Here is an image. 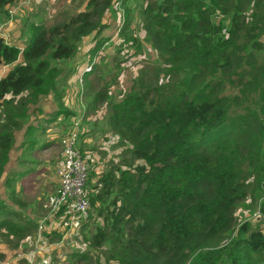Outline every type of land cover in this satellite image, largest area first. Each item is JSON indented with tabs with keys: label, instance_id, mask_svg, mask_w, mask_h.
I'll list each match as a JSON object with an SVG mask.
<instances>
[{
	"label": "trees",
	"instance_id": "obj_1",
	"mask_svg": "<svg viewBox=\"0 0 264 264\" xmlns=\"http://www.w3.org/2000/svg\"><path fill=\"white\" fill-rule=\"evenodd\" d=\"M17 1L0 0V13ZM131 1L159 56L153 77L163 72L179 78L165 91L150 87V77L141 74L114 101L108 88H97L98 82L92 85L84 75L81 85L87 95L93 92V102L109 97L107 126L129 155L128 161L97 172L85 158L86 131L79 126L77 146L88 164L91 210L79 228L96 220L86 242L105 253L98 264H264L263 222L239 224L234 215L253 176L262 175L264 183V120L258 122L264 115V0ZM111 2L89 0L87 10L59 25L32 24L22 47L0 34V181L12 161L13 130L21 116L57 89V63L70 58L94 30L96 10L90 9L97 3L109 8ZM250 48L260 49L259 63L247 62L258 57ZM231 62L244 64L243 70L250 65L256 110L248 108L246 115L231 108L226 94L233 84L227 73ZM4 66L11 67L1 75ZM53 115L68 120L63 133L79 120L69 121L75 115L69 109L57 107ZM31 130L28 125L22 135L31 136ZM36 143L23 140L22 146ZM54 145L40 142L36 152ZM26 171L4 179L7 198L23 207L15 181ZM6 204L0 195V242L35 236L40 221ZM259 210L264 215V199ZM57 228L44 236L60 239Z\"/></svg>",
	"mask_w": 264,
	"mask_h": 264
},
{
	"label": "rangeland",
	"instance_id": "obj_2",
	"mask_svg": "<svg viewBox=\"0 0 264 264\" xmlns=\"http://www.w3.org/2000/svg\"><path fill=\"white\" fill-rule=\"evenodd\" d=\"M88 2L89 0H18L6 6L0 13V34L7 42L22 47L32 34V24L42 23L46 26L62 24L70 15L87 10ZM127 5L128 11L125 8ZM138 8L131 0L124 2L112 0L109 8L98 7L97 3L96 7L90 9L96 10L92 16L94 30L78 43L77 50L70 58L57 63L60 73L57 89L42 98L39 101L41 104L33 111L21 116L19 127L13 130L15 136L11 152L12 161L0 181L1 199L3 198L6 205L16 209L22 216L30 215L38 222L46 219L35 236L11 243L0 242V264H98L104 260L105 253L92 249L85 238V235L91 233L96 220L92 219L87 227L79 228L81 221L69 226L63 211L54 213L53 216L48 215L47 197L58 187L57 168L60 167L62 160L60 140L67 127L65 123H68L67 119L65 122L58 121L53 113L57 107L69 109L75 114L68 118L69 121L72 117L79 118V126L86 131L85 158L89 161L90 167L94 166L97 172L104 171L111 164L118 165L129 160L128 152L124 151L125 147L119 145L118 139L107 126L108 110L104 105L109 97L103 102H93V92L90 91L87 95L84 85L82 88L81 84H85L84 75H88L92 78L90 80L92 85L98 82L97 88L100 87L101 90L108 88L113 100L116 101L119 92L126 91L133 80L141 74L146 78L150 77L151 81H147L150 87L158 86L165 91L171 81L178 80V75L171 76L163 72L153 77L152 68L157 64L159 56L152 42L146 40L149 36L138 17ZM131 39L136 40L134 45L128 44ZM250 50L258 57L249 56L247 62L259 63L262 55H259L260 49ZM243 65L238 67V63H230L227 73L233 79V84L226 94L231 96V108L236 109L241 115H246L248 108L256 110L252 101L256 96L253 95V76L248 73L250 65L245 63L244 70ZM98 67L102 69L99 70ZM235 70L243 74H235ZM95 74L99 77L95 78ZM254 81L256 82L255 79ZM56 93H60V96H56ZM241 109L243 111H240ZM261 117L262 120L258 122H263L264 115ZM242 123L246 124L244 117ZM28 125H32L34 131L31 130L33 131L31 136L25 138L22 133ZM234 127L238 128L240 125L236 124ZM28 139H33L37 143L22 146V141ZM42 141L54 142L55 145L46 151L36 152L40 142L45 143ZM22 170H27L26 176L16 175L18 179L15 185L17 190H21L24 207L10 202L5 194L9 189L4 184L7 175L17 174ZM95 179L96 176L92 181ZM262 180V175L255 174L249 182L247 197L236 205L234 215L239 224L247 221L264 224V215L259 210L260 202L264 199ZM89 212L91 214V210ZM53 225L58 227L60 239H56V236H44L50 234ZM75 227L76 231L72 232Z\"/></svg>",
	"mask_w": 264,
	"mask_h": 264
},
{
	"label": "built area",
	"instance_id": "obj_3",
	"mask_svg": "<svg viewBox=\"0 0 264 264\" xmlns=\"http://www.w3.org/2000/svg\"><path fill=\"white\" fill-rule=\"evenodd\" d=\"M79 120L62 135V163L57 168L58 187L48 195L49 216L63 211L67 224L73 226L89 216L90 202L86 192L88 164L78 146ZM40 221V228L43 224Z\"/></svg>",
	"mask_w": 264,
	"mask_h": 264
},
{
	"label": "crops",
	"instance_id": "obj_4",
	"mask_svg": "<svg viewBox=\"0 0 264 264\" xmlns=\"http://www.w3.org/2000/svg\"><path fill=\"white\" fill-rule=\"evenodd\" d=\"M10 67H11V66H4V67L2 68L1 75L4 74V73L8 70V68H10ZM61 163H62V160H61Z\"/></svg>",
	"mask_w": 264,
	"mask_h": 264
}]
</instances>
